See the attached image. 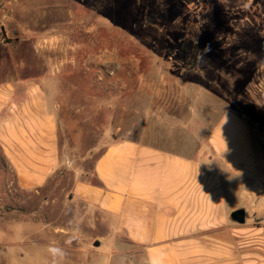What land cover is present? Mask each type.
Instances as JSON below:
<instances>
[{"label": "rangeland", "instance_id": "1", "mask_svg": "<svg viewBox=\"0 0 264 264\" xmlns=\"http://www.w3.org/2000/svg\"><path fill=\"white\" fill-rule=\"evenodd\" d=\"M16 77L31 80L55 116L56 165L25 192L0 152V264H47L60 234L94 247L83 236L99 231L87 224L96 215L73 203L71 188L95 182L94 163L114 142L141 139L152 124L202 143L229 113L253 143L264 139V0H0V83ZM203 147L194 157L207 168ZM256 157L261 179L222 173L217 188L233 248L264 263ZM239 209L244 224L230 218ZM99 233L107 241L95 252L112 251Z\"/></svg>", "mask_w": 264, "mask_h": 264}, {"label": "crops", "instance_id": "2", "mask_svg": "<svg viewBox=\"0 0 264 264\" xmlns=\"http://www.w3.org/2000/svg\"><path fill=\"white\" fill-rule=\"evenodd\" d=\"M31 82L16 77L0 83V152L25 192L37 191L56 165L55 116ZM185 142L178 134H158L151 124L141 139L105 148L94 163L95 182L82 179L71 188L73 203L96 215L89 227H99L95 236H82L99 245L60 234V250L56 245L44 250L47 264H264L247 246L233 248L217 188L222 173L260 178L256 156L264 164V139L253 143L246 126L229 113L202 143ZM199 146L207 168L195 160ZM104 230L113 250L100 254L95 250L107 241L99 233Z\"/></svg>", "mask_w": 264, "mask_h": 264}, {"label": "water", "instance_id": "3", "mask_svg": "<svg viewBox=\"0 0 264 264\" xmlns=\"http://www.w3.org/2000/svg\"><path fill=\"white\" fill-rule=\"evenodd\" d=\"M230 218L237 223L244 224V222H245V211H244V209H239V210L234 211L231 214ZM94 245L98 246L99 243L96 242Z\"/></svg>", "mask_w": 264, "mask_h": 264}, {"label": "trees", "instance_id": "4", "mask_svg": "<svg viewBox=\"0 0 264 264\" xmlns=\"http://www.w3.org/2000/svg\"><path fill=\"white\" fill-rule=\"evenodd\" d=\"M201 57L197 58V57H193V62L192 64L194 65L195 63H197L200 60Z\"/></svg>", "mask_w": 264, "mask_h": 264}]
</instances>
